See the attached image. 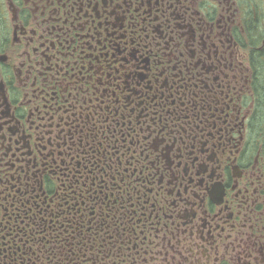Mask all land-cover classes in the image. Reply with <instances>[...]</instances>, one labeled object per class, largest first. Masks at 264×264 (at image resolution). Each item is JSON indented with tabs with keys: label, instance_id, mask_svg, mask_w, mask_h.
I'll return each mask as SVG.
<instances>
[{
	"label": "flooded vegetation",
	"instance_id": "flooded-vegetation-1",
	"mask_svg": "<svg viewBox=\"0 0 264 264\" xmlns=\"http://www.w3.org/2000/svg\"><path fill=\"white\" fill-rule=\"evenodd\" d=\"M0 264H264V0H0Z\"/></svg>",
	"mask_w": 264,
	"mask_h": 264
}]
</instances>
